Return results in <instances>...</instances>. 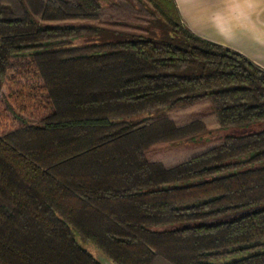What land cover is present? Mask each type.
<instances>
[{
	"label": "trees",
	"instance_id": "16d2710c",
	"mask_svg": "<svg viewBox=\"0 0 264 264\" xmlns=\"http://www.w3.org/2000/svg\"><path fill=\"white\" fill-rule=\"evenodd\" d=\"M0 96V264H264V67L175 0H0Z\"/></svg>",
	"mask_w": 264,
	"mask_h": 264
},
{
	"label": "crops",
	"instance_id": "0c3cea01",
	"mask_svg": "<svg viewBox=\"0 0 264 264\" xmlns=\"http://www.w3.org/2000/svg\"><path fill=\"white\" fill-rule=\"evenodd\" d=\"M182 21L202 38L264 67V0H175Z\"/></svg>",
	"mask_w": 264,
	"mask_h": 264
},
{
	"label": "rangeland",
	"instance_id": "374dc122",
	"mask_svg": "<svg viewBox=\"0 0 264 264\" xmlns=\"http://www.w3.org/2000/svg\"><path fill=\"white\" fill-rule=\"evenodd\" d=\"M12 101V100H11ZM33 103V104H32ZM18 108L21 107L19 102L15 104ZM32 105V106H31ZM41 104L38 102H30V107L28 111L39 112L41 111ZM18 125V121L16 118L7 110L6 105L4 103V98L0 96V133ZM77 241L85 247L101 264H116L110 258H108L97 246L94 244L82 240L80 237L76 236Z\"/></svg>",
	"mask_w": 264,
	"mask_h": 264
},
{
	"label": "water",
	"instance_id": "95a60500",
	"mask_svg": "<svg viewBox=\"0 0 264 264\" xmlns=\"http://www.w3.org/2000/svg\"><path fill=\"white\" fill-rule=\"evenodd\" d=\"M106 255V254H105ZM107 256V255H106ZM108 257V256H107ZM109 258V257H108Z\"/></svg>",
	"mask_w": 264,
	"mask_h": 264
}]
</instances>
